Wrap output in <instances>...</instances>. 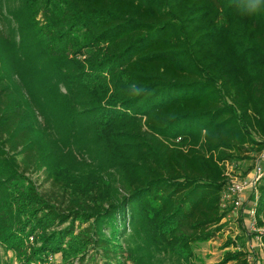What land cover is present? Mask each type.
Segmentation results:
<instances>
[{
    "label": "trees",
    "instance_id": "1",
    "mask_svg": "<svg viewBox=\"0 0 264 264\" xmlns=\"http://www.w3.org/2000/svg\"><path fill=\"white\" fill-rule=\"evenodd\" d=\"M238 4L0 0V264H189L214 237L222 163L264 152V8Z\"/></svg>",
    "mask_w": 264,
    "mask_h": 264
},
{
    "label": "rangeland",
    "instance_id": "2",
    "mask_svg": "<svg viewBox=\"0 0 264 264\" xmlns=\"http://www.w3.org/2000/svg\"><path fill=\"white\" fill-rule=\"evenodd\" d=\"M5 31L7 30L5 29ZM179 142H181L179 139L175 141L176 144ZM256 163L258 164L256 165ZM222 165L226 184H228L230 180L250 178L253 175V171L256 172V169L260 172L264 170V152L255 160H242L234 164L223 162ZM31 180L35 183L40 192H44L48 189V183L44 182L40 174L31 176ZM251 192L252 190H247L245 192L242 207L233 213L230 205L225 204V207L222 208V212H224V218L222 220L225 219V221H220V229L208 242L197 243L191 246L189 264H223L225 254H237L238 252L246 254L247 264H264V247L260 239V234L264 233V228H258L255 225L254 231L249 229L248 212L254 209L253 200L250 199L252 196ZM33 243V238L29 237L27 244L33 245ZM1 257L3 262L15 264L12 253L3 254ZM50 259L55 264L61 262L59 254ZM74 264L78 263L75 262ZM124 264L131 263L127 262ZM165 264L177 263L166 262ZM226 264L235 263L234 261H230Z\"/></svg>",
    "mask_w": 264,
    "mask_h": 264
},
{
    "label": "built area",
    "instance_id": "3",
    "mask_svg": "<svg viewBox=\"0 0 264 264\" xmlns=\"http://www.w3.org/2000/svg\"><path fill=\"white\" fill-rule=\"evenodd\" d=\"M258 163H256L257 165ZM264 174V170L262 172L256 169V172L253 171V175L250 178L242 179V180H230L222 193L221 196V208L225 207V204H229L232 208V213L237 211L242 207L244 194L247 190H252L255 195V189L258 181ZM249 217V229L254 231V227L256 225L254 211L250 210L248 212Z\"/></svg>",
    "mask_w": 264,
    "mask_h": 264
},
{
    "label": "clouds",
    "instance_id": "4",
    "mask_svg": "<svg viewBox=\"0 0 264 264\" xmlns=\"http://www.w3.org/2000/svg\"><path fill=\"white\" fill-rule=\"evenodd\" d=\"M238 7L248 14H253L264 8V0H239Z\"/></svg>",
    "mask_w": 264,
    "mask_h": 264
},
{
    "label": "crops",
    "instance_id": "5",
    "mask_svg": "<svg viewBox=\"0 0 264 264\" xmlns=\"http://www.w3.org/2000/svg\"><path fill=\"white\" fill-rule=\"evenodd\" d=\"M222 221H225V219H224V220H222Z\"/></svg>",
    "mask_w": 264,
    "mask_h": 264
}]
</instances>
